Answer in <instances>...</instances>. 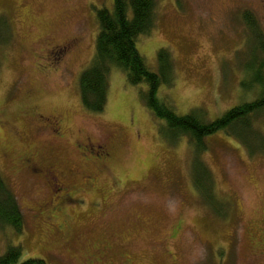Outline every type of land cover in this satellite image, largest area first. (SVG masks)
I'll return each instance as SVG.
<instances>
[{"label": "rangeland", "instance_id": "374dc122", "mask_svg": "<svg viewBox=\"0 0 264 264\" xmlns=\"http://www.w3.org/2000/svg\"><path fill=\"white\" fill-rule=\"evenodd\" d=\"M113 4L0 0L11 32L2 47L0 112L22 129L21 137L0 129V170L26 218L22 231L0 226V254L21 244L20 260L48 264H264L260 138L250 146L219 131L199 152L187 137L171 143L159 131L164 120L141 99L146 85L129 83L115 67L106 108L84 106L79 81L95 55L97 10ZM250 4L264 33L260 1ZM240 7L249 0H157L153 30L137 47L154 70L159 48L172 51L175 84L163 83L159 95L168 94L179 114L201 107L214 119L262 94L264 52L240 21ZM74 40L63 62L48 65L52 45ZM39 114L61 117V134L36 120ZM262 119L255 126L264 135ZM86 137L105 143L113 159H84L77 143ZM201 160L212 174L210 193L196 173ZM55 178L82 189L81 199L58 212L64 227L55 215H42L60 195Z\"/></svg>", "mask_w": 264, "mask_h": 264}, {"label": "trees", "instance_id": "16d2710c", "mask_svg": "<svg viewBox=\"0 0 264 264\" xmlns=\"http://www.w3.org/2000/svg\"><path fill=\"white\" fill-rule=\"evenodd\" d=\"M156 3L157 0H114L111 9L102 7L97 10L100 29L96 39L95 55L90 65L82 72L79 81L84 106L94 112L106 108L110 87L109 76L115 67L126 73L129 83L146 85L140 92L141 99L154 117L164 120L159 125V131L169 142L174 143L181 137H187L193 143L194 149L199 152L207 148L209 136L226 131L238 135L250 146L254 138H260L263 141L260 149L264 151V135L255 126V122L264 117V87L260 97L235 105L214 119H209L207 112L201 107L179 114L168 94L164 97L159 95L163 83L168 86L175 84L172 51L164 46L159 48L158 70H154L137 47L139 37L148 35L153 30L156 22ZM9 24L7 16L0 15V69L2 47L8 44L11 38ZM249 28L257 40L258 50L264 52V33L260 24L249 25ZM259 66L264 67V59H260ZM261 79L264 85V76H261ZM200 162L196 173L204 180V191L210 193L214 188L212 174L202 160ZM78 199L81 198L76 196L73 200ZM73 200L67 202L64 198L57 197L50 203L51 205L49 204L48 210L51 209V212L54 211L53 215L57 216L58 212H64L66 205ZM4 225L22 231L26 225V218L16 192L0 170V226ZM21 254V244L10 246L0 254V264H48L42 257L20 260Z\"/></svg>", "mask_w": 264, "mask_h": 264}, {"label": "flooded vegetation", "instance_id": "af4514ba", "mask_svg": "<svg viewBox=\"0 0 264 264\" xmlns=\"http://www.w3.org/2000/svg\"><path fill=\"white\" fill-rule=\"evenodd\" d=\"M260 1V7L262 11L264 12V0H259ZM251 0H249V6L250 7H244V8H239V11L242 13L239 14L240 21L242 23H245L247 26L255 25V24H262L260 23V20L258 19L257 16V7L254 5L250 4ZM246 10V11H245ZM78 45V41H69L67 43L63 44H54L52 45L49 50V56L47 58L48 65L50 66H58L60 62H63L67 54L72 50L73 48H76ZM76 46V47H75ZM2 117V118H1ZM36 120L42 121L45 124H47L49 127H51L52 132L56 135L61 134L62 130V121L63 119L61 117H49L44 114H39ZM0 129L5 130L8 129L11 131V133L15 136H20L21 137V128L18 126L16 122H14L12 119H10L4 112H0ZM78 148L84 157V159H91L95 160L97 162H104L105 160L113 159V154L111 153V150L108 149L107 145L104 144H99L95 143L91 137H86L83 141L79 140L77 143ZM26 164L28 166H32L31 168L39 172V168L35 165L31 164V157H27L26 159ZM51 170V169H50ZM52 172V170L50 171ZM91 177V176H88ZM63 183V182H62ZM61 182L57 180V178L52 179L51 184L54 186H61V192L58 197L64 198L65 201L69 202L72 201L74 198H76L78 192H82V189L80 190L79 187H70L66 188L65 185H63ZM58 190V189H57ZM73 194V195H72ZM50 204V203H49ZM51 205V204H50ZM53 207V206H52ZM62 207V204L60 205ZM54 209V208H53ZM61 209V208H60ZM53 212H51V209L49 210H44L42 215H46L47 218H51L53 216ZM40 213V214H41ZM39 214V215H40ZM59 216H56L55 220H58ZM63 219V218H62ZM60 219L58 222L61 223L62 226H64V221Z\"/></svg>", "mask_w": 264, "mask_h": 264}]
</instances>
